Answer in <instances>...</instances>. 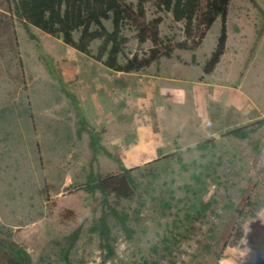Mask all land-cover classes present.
Segmentation results:
<instances>
[{
	"label": "rangeland",
	"instance_id": "374dc122",
	"mask_svg": "<svg viewBox=\"0 0 264 264\" xmlns=\"http://www.w3.org/2000/svg\"><path fill=\"white\" fill-rule=\"evenodd\" d=\"M5 7L0 223L11 235L0 233V264H20L7 248L11 242L32 264H67L64 252L76 232L70 264L212 263L216 255L209 247L244 190L261 208L241 221L242 239L229 235L219 264H264V127L245 139L231 134L264 119V0H231L226 52L211 74L203 69L216 48L220 19L196 51L177 50L149 68L124 73L35 27L32 40ZM157 15L165 40L184 39V23L149 4L147 20ZM124 36L121 62L152 46L140 44L129 24ZM99 45L92 43L93 54ZM63 86L77 96L89 124L102 130L112 157L103 151L92 163L89 134L78 135L80 118ZM118 159L133 172L134 193L88 192L92 171L121 173Z\"/></svg>",
	"mask_w": 264,
	"mask_h": 264
},
{
	"label": "trees",
	"instance_id": "16d2710c",
	"mask_svg": "<svg viewBox=\"0 0 264 264\" xmlns=\"http://www.w3.org/2000/svg\"><path fill=\"white\" fill-rule=\"evenodd\" d=\"M5 2V5L0 4V8L6 6L3 9L7 10L9 19L21 22L32 40L37 39L31 31V27H35L43 33L61 39L66 45L93 57L107 68L117 72L142 71L162 58H172L177 50L196 51L218 19L222 22L221 32L215 50L205 62L203 69L205 74L215 71L227 48V21L231 0H136V2L133 0H5ZM151 3L158 13H170L174 22L184 23L183 40H165L161 36L160 25L163 22L161 15L147 20L148 5ZM0 15H2L1 12ZM106 22L111 23V29ZM127 24L135 30L140 44L150 42L152 46L148 52L142 54L137 52L121 62L127 43V38L124 36V28ZM77 33L78 38L75 37ZM95 41H100V45L97 53L93 54L91 45ZM45 59L48 64L51 62L48 56ZM193 62H195V56ZM48 66L56 75L52 64ZM60 82L63 81L60 79ZM63 91L80 118L78 135L81 137L84 132L89 134L92 163L98 164V155L103 151L112 157L102 144V130L98 131L89 124L77 96L64 86ZM254 126L235 129L231 134L242 139L248 138L264 127V119ZM118 161L120 174L104 177L100 172L92 171L85 189L90 193L99 191L105 197L108 196V191L122 198L130 197L136 190L135 177L132 170L126 169L119 159ZM243 193L242 201L236 206L235 213L226 224L225 230L215 240L216 244L209 247L213 250L208 252L216 255L215 262L200 264H219L225 249L229 247V235L235 232L237 236L235 240L242 239L244 233L241 221L247 217L257 216L261 203L253 200L251 192L244 190ZM112 213L120 222L126 223V219L116 210L113 209ZM102 225L105 232L109 230L105 219ZM7 230L4 224L0 223V233L8 235L10 232ZM77 236L78 232L72 236L70 246L65 249L64 261L67 264H70L69 255ZM7 248L14 253L20 264H32L29 254L24 249L15 246L12 242Z\"/></svg>",
	"mask_w": 264,
	"mask_h": 264
}]
</instances>
